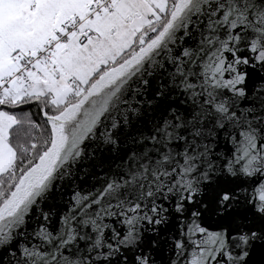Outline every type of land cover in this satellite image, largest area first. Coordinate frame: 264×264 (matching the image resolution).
I'll list each match as a JSON object with an SVG mask.
<instances>
[{"label":"snow or ice","instance_id":"6c2138e0","mask_svg":"<svg viewBox=\"0 0 264 264\" xmlns=\"http://www.w3.org/2000/svg\"><path fill=\"white\" fill-rule=\"evenodd\" d=\"M0 264H264V0H0Z\"/></svg>","mask_w":264,"mask_h":264},{"label":"trees","instance_id":"16d2710c","mask_svg":"<svg viewBox=\"0 0 264 264\" xmlns=\"http://www.w3.org/2000/svg\"><path fill=\"white\" fill-rule=\"evenodd\" d=\"M35 115V114H34ZM37 120L39 119V117H35Z\"/></svg>","mask_w":264,"mask_h":264}]
</instances>
